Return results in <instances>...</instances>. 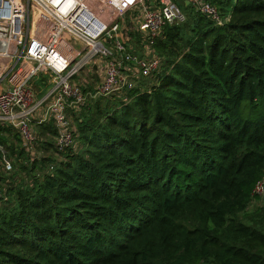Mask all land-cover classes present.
<instances>
[{
    "label": "trees",
    "instance_id": "16d2710c",
    "mask_svg": "<svg viewBox=\"0 0 264 264\" xmlns=\"http://www.w3.org/2000/svg\"><path fill=\"white\" fill-rule=\"evenodd\" d=\"M171 1L159 69L69 113L78 151L0 125V264H264V0Z\"/></svg>",
    "mask_w": 264,
    "mask_h": 264
},
{
    "label": "built area",
    "instance_id": "2783aa9c",
    "mask_svg": "<svg viewBox=\"0 0 264 264\" xmlns=\"http://www.w3.org/2000/svg\"><path fill=\"white\" fill-rule=\"evenodd\" d=\"M195 11L222 25L209 0H186ZM139 6L143 36L142 54L133 51L120 18ZM184 20L171 0H0V125L17 132L31 159L35 150V123L51 121L56 130L58 157L72 148L75 129L70 112H78L88 100L120 93L130 87L131 75L141 78L156 72L161 57L154 40L166 23ZM99 71L91 84L93 69ZM48 77L49 88L39 97L31 85L38 76ZM60 159V158H59ZM12 162L0 145V172L9 173ZM0 183V195H2ZM264 194V177L252 189Z\"/></svg>",
    "mask_w": 264,
    "mask_h": 264
},
{
    "label": "rangeland",
    "instance_id": "374dc122",
    "mask_svg": "<svg viewBox=\"0 0 264 264\" xmlns=\"http://www.w3.org/2000/svg\"><path fill=\"white\" fill-rule=\"evenodd\" d=\"M139 13H140V10H139L138 7L132 8L130 10L128 9L127 12L125 13V15L120 18V22L127 26L128 23H129L128 21H130V19L133 18L135 15L138 16ZM131 43L133 44V47L140 46V44L136 40H134V37H132ZM44 77L45 76L44 75H41V74L38 75V76H36V77H34L33 80H32V82H31L32 83V86L35 89L36 88H38V89L41 88V91H43L42 89H44V88L46 89L47 88V82L45 81V78ZM89 78L91 79V84L93 83V85L95 84V82L97 80H99L98 75H96V74H92ZM128 81H129L130 86H134L137 83H139L140 81L142 82V79H139L137 77H134V75H131V77L128 78ZM5 83H6V77L3 80H0V86H3ZM147 85H150V83H148ZM123 91L124 90H122L120 93H117V94H114V95H121V93ZM74 129H75V127H74ZM77 137L78 136H76V129H75V140H74L75 142H74V145L72 147V150L73 151H78L79 148H80V142H79V140H78ZM36 144H35V146H36ZM263 199H264V194H262L260 196H256L254 198V200H252V202L250 203L249 209H252V208H255L257 206H260L263 203Z\"/></svg>",
    "mask_w": 264,
    "mask_h": 264
},
{
    "label": "crops",
    "instance_id": "0c3cea01",
    "mask_svg": "<svg viewBox=\"0 0 264 264\" xmlns=\"http://www.w3.org/2000/svg\"><path fill=\"white\" fill-rule=\"evenodd\" d=\"M150 2L152 1V0H149ZM185 3L186 4H188L186 1H185ZM136 7H138L139 8V6H136ZM132 9V8H131ZM140 10V9H139ZM140 14V13H139ZM124 16V15H123ZM120 20V19H119ZM129 22V23H128ZM127 23H128V25L126 26V25H124L123 23H121V27H122V29L125 31V34H128V36H129V38H130V44H131V47H132V49H133V51L134 52H136L137 54H139V55H141L142 54V52H141V47L140 46H138V47H133V44L131 43V41H132V37H134V40H136L138 43H139V41L141 40V37L143 36V29L141 28L142 27V25H141V20H140V15H135L133 18H131L130 19V21H128ZM131 34V35H130ZM94 70H95V67L93 68ZM99 71H100V69H98V67H97V71L95 70V72H92L91 73V75L92 74H96V75H99ZM45 78V81L47 82V88L45 89H42L43 91H41V88H34L35 90H36V92H37V95L39 96V97H41V96H43L46 92H47V90H48V88H49V80H48V77L47 76H45L44 77ZM33 80V79H32ZM32 80H31V82H32ZM31 85H32V83H31Z\"/></svg>",
    "mask_w": 264,
    "mask_h": 264
},
{
    "label": "water",
    "instance_id": "95a60500",
    "mask_svg": "<svg viewBox=\"0 0 264 264\" xmlns=\"http://www.w3.org/2000/svg\"><path fill=\"white\" fill-rule=\"evenodd\" d=\"M188 3V1H186Z\"/></svg>",
    "mask_w": 264,
    "mask_h": 264
}]
</instances>
